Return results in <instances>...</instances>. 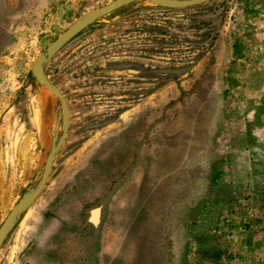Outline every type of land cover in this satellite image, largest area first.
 Masks as SVG:
<instances>
[{"label":"rangeland","instance_id":"rangeland-1","mask_svg":"<svg viewBox=\"0 0 264 264\" xmlns=\"http://www.w3.org/2000/svg\"><path fill=\"white\" fill-rule=\"evenodd\" d=\"M111 1L0 0V224L55 131L31 64ZM261 20L264 0H136L65 43L43 69L67 132L0 264H264Z\"/></svg>","mask_w":264,"mask_h":264},{"label":"water","instance_id":"water-1","mask_svg":"<svg viewBox=\"0 0 264 264\" xmlns=\"http://www.w3.org/2000/svg\"><path fill=\"white\" fill-rule=\"evenodd\" d=\"M132 1L136 0H113L105 5L100 6L99 8H96L82 15L81 17L73 21L63 32H61L53 41H51L41 53H39L34 58L30 67L32 77L41 88L47 91L54 98V101L56 100V102H58L57 112L56 104L54 103L55 131L53 136L49 138V143L44 151V157L36 168V173L33 180L19 197V199L15 202V204L10 208L0 224V248L18 220L22 217L24 212L30 207V205L35 201V199L39 196L42 189L44 188L56 154L61 144L63 143L64 137L67 132L69 113L67 110L65 99L63 98L59 89L55 85H53L46 76L43 69L44 64L48 62L65 43H67L71 38H73L77 33L82 31L88 25L98 20L99 17ZM143 1L147 2L148 4L164 8H185L201 4L208 0ZM99 209L100 208H95L93 211H91L90 221L93 224L97 223ZM93 212H96L95 218H92Z\"/></svg>","mask_w":264,"mask_h":264},{"label":"crops","instance_id":"crops-1","mask_svg":"<svg viewBox=\"0 0 264 264\" xmlns=\"http://www.w3.org/2000/svg\"><path fill=\"white\" fill-rule=\"evenodd\" d=\"M261 22H262V24L264 25V21L263 20H261ZM249 24H251L252 25V19H251V21H249ZM261 37H263L264 38V35H262ZM259 52H264V51H259ZM259 58H261V59H264V55H261V57H259ZM38 198V197H37ZM36 198V199H37ZM35 199V200H36Z\"/></svg>","mask_w":264,"mask_h":264},{"label":"bare ground","instance_id":"bare-ground-1","mask_svg":"<svg viewBox=\"0 0 264 264\" xmlns=\"http://www.w3.org/2000/svg\"><path fill=\"white\" fill-rule=\"evenodd\" d=\"M96 217V212H93L92 213V218H95Z\"/></svg>","mask_w":264,"mask_h":264},{"label":"trees","instance_id":"trees-1","mask_svg":"<svg viewBox=\"0 0 264 264\" xmlns=\"http://www.w3.org/2000/svg\"><path fill=\"white\" fill-rule=\"evenodd\" d=\"M221 6H223V5H221Z\"/></svg>","mask_w":264,"mask_h":264}]
</instances>
